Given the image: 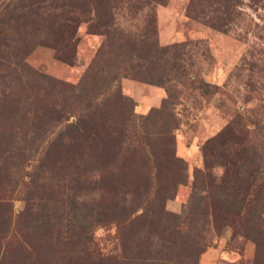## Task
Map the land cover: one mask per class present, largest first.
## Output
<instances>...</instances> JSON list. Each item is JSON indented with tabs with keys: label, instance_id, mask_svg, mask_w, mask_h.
I'll return each mask as SVG.
<instances>
[{
	"label": "rangeland",
	"instance_id": "1",
	"mask_svg": "<svg viewBox=\"0 0 264 264\" xmlns=\"http://www.w3.org/2000/svg\"><path fill=\"white\" fill-rule=\"evenodd\" d=\"M187 4L167 0L152 8L158 43L181 44L187 59L189 80L174 86L180 103L163 110L164 87L127 77L117 83L122 97L104 94L93 104L91 136L100 156L90 162L110 169L103 179L107 188L74 179L77 173L67 168L78 162L63 159L58 141L49 150L51 157L40 159L46 145H33L30 135L23 136L29 120L21 116L36 108L37 100L43 102L36 85L0 98V264H186L199 246L204 249L189 264H264V0H240L239 15L225 33L187 16ZM147 11L132 16L117 10L116 26L139 32ZM74 35L71 63L46 46H36L24 60L39 72L76 84L104 35L89 33L84 21ZM201 84L212 93L202 94ZM165 127L180 158L177 167L164 156L152 158L147 145L155 144L153 137L135 139ZM59 128L56 137L64 130ZM222 130L231 133L223 136ZM212 138L217 141L209 145L213 158L207 164L202 149ZM111 143L122 145V153H112ZM121 162L141 169L143 176L158 173L154 177L161 186L181 181L162 205L151 202L153 194L148 205L135 206L146 194L119 189L126 216L112 213L115 197L109 186L113 176L117 183ZM47 215L70 227L71 234L51 226ZM126 217L131 219L124 230L119 220ZM86 236L89 245L83 250Z\"/></svg>",
	"mask_w": 264,
	"mask_h": 264
},
{
	"label": "trees",
	"instance_id": "2",
	"mask_svg": "<svg viewBox=\"0 0 264 264\" xmlns=\"http://www.w3.org/2000/svg\"><path fill=\"white\" fill-rule=\"evenodd\" d=\"M166 2L167 0H1L0 98L19 96L28 92L34 85L37 86L43 102L37 100L36 108H30L21 118L29 120L28 132L23 136L30 135L33 145L38 143L46 145V150L43 146L39 151L40 159L51 157L49 150L53 146V141H58L65 152L63 159L69 158L67 162L70 160L78 162L77 166L70 164L67 168V170L72 168L77 173L74 179L78 178L83 183L101 182L96 188H107L108 185H105L103 179L110 169L103 167L105 163L91 164L90 162V157L100 156L99 147L92 143L91 136L92 132H95L92 126L94 102L104 94L111 93L122 97L117 83L120 78L127 77L164 87L167 96L161 106L163 110L168 109L169 104L176 105L179 102L180 92H175L174 86L178 83L184 85L189 80L187 59L184 57L181 44L160 45L158 43L156 19L152 11L155 4ZM239 2L240 0H188L185 12L190 18L203 19L211 27L225 33L229 31L231 22L239 15L236 7ZM121 9H126L132 16L148 9L139 32H126L116 26L114 13ZM210 12L214 14L210 15ZM83 21L87 23L89 33L102 34L104 40L78 83L70 84L52 78L26 63L24 60L26 55L36 46L51 47L57 59L71 63L74 56V32L78 24ZM208 87L210 86L207 84H201L199 90L202 94L210 95L212 90ZM59 96L60 100H57ZM15 100L20 101L19 98ZM58 105H61L59 109L56 108ZM155 111L153 110L146 117L153 116ZM66 115L76 116V122H70L69 117L64 118ZM14 117L13 115L12 118ZM64 119L65 122H63ZM175 119L174 115L171 116L173 122ZM58 125L59 129L64 128V130L56 137L55 130ZM222 131H224L221 134L223 136L231 133L228 130ZM152 137L156 141L155 144L147 145L152 158L155 160L164 156L174 163L175 166L172 167H177L180 158L175 154L174 139L172 135L170 136L168 127L155 131L151 135L149 131H146L141 137L135 136V139H152ZM216 141L217 138H212L203 146L202 152L206 163L213 158L210 157L212 153H207L209 145ZM108 147L117 156L122 153V145L118 143H111ZM123 152H126V149ZM57 158L61 159L59 155ZM117 169V183L113 176V183L111 187L109 186L115 197L111 212L124 213L125 216L126 199L123 200V196L121 198L118 196L119 189H127V193L143 191L146 194L145 197L134 200L135 206L140 207L148 205L151 201L149 196L153 194L156 196L151 202L155 203L159 200L161 204L170 189L174 190L181 181L178 178L173 184L166 182L161 186L158 177H154L158 173L153 177L152 175L143 176L141 169L130 165L126 168L122 162ZM126 171L134 173V176L128 175L134 179L125 176ZM225 171L228 172L229 168ZM119 205L121 206L117 208ZM46 218L51 226L60 229L67 237L71 234V228L67 225L52 221L49 215ZM126 219L131 218L119 220L124 230H126L124 227ZM91 221V218L87 219L88 223ZM89 239L88 236L84 238L86 246L83 250L88 247ZM26 242L29 248L34 247L29 241ZM202 249L204 246H199L193 256L187 257L189 259L186 264L193 259L196 260L197 254Z\"/></svg>",
	"mask_w": 264,
	"mask_h": 264
}]
</instances>
